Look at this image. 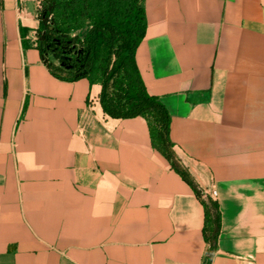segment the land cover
Returning a JSON list of instances; mask_svg holds the SVG:
<instances>
[{"label": "crops", "instance_id": "obj_1", "mask_svg": "<svg viewBox=\"0 0 264 264\" xmlns=\"http://www.w3.org/2000/svg\"><path fill=\"white\" fill-rule=\"evenodd\" d=\"M45 0H0V264H206L205 207L146 119L59 79ZM137 63L181 163L219 203L210 264H264V0H145Z\"/></svg>", "mask_w": 264, "mask_h": 264}, {"label": "trees", "instance_id": "obj_2", "mask_svg": "<svg viewBox=\"0 0 264 264\" xmlns=\"http://www.w3.org/2000/svg\"><path fill=\"white\" fill-rule=\"evenodd\" d=\"M81 2L87 7V17L92 23L85 40L81 41L79 37L72 38L68 33L66 37L63 35L50 37L46 44L54 51L56 59L71 69L63 72L58 67H53L39 46L41 52L53 74L59 79L77 81L87 78L92 83H100L101 105L109 117L122 120L142 117L147 120L154 146L203 202L204 236L210 245L206 264H210L221 234L222 215L218 201L201 188L190 169L181 163L170 138L171 116L162 102L149 94L139 69L137 52L147 31L145 0H81ZM44 29L41 20L38 33L40 45ZM79 46L83 47L80 53ZM73 52H77L76 59L69 65L66 56L72 55ZM113 56L116 59L112 63ZM120 77L122 81L118 80ZM111 88H119L120 93L111 92Z\"/></svg>", "mask_w": 264, "mask_h": 264}, {"label": "rangeland", "instance_id": "obj_3", "mask_svg": "<svg viewBox=\"0 0 264 264\" xmlns=\"http://www.w3.org/2000/svg\"><path fill=\"white\" fill-rule=\"evenodd\" d=\"M40 12L39 18L41 17L42 23L45 27L42 32V44L40 46L53 67H58L63 72H68L71 67L61 64L56 59L54 51L49 49L46 44L50 37L56 35H63V37H66L68 33L70 37H79L81 41H84L92 28V23L87 17V7L82 4L81 0H45L41 6ZM77 21L79 22L77 23ZM58 31L60 34H57ZM78 48L79 53L83 51L82 46H79ZM76 53L77 52H73L72 55L70 54L69 56H66L69 65L74 63ZM115 59V56H113L112 63ZM118 80L122 81V78L120 77ZM110 91L113 93H120L119 88H111Z\"/></svg>", "mask_w": 264, "mask_h": 264}]
</instances>
